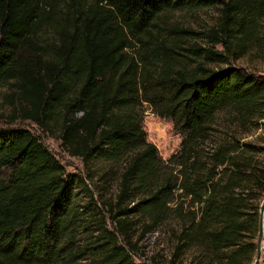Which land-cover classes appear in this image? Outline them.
<instances>
[{
  "label": "trees",
  "instance_id": "16d2710c",
  "mask_svg": "<svg viewBox=\"0 0 264 264\" xmlns=\"http://www.w3.org/2000/svg\"><path fill=\"white\" fill-rule=\"evenodd\" d=\"M211 6L205 32L162 25ZM247 54H264V0H0L10 120L56 131L85 168L109 163L97 182L86 174L107 217L91 193L82 212L76 175L29 129L0 127V264H162L134 255L170 220L168 264L195 245L206 263L250 264L264 145L245 138L264 122V73L236 65ZM144 103L182 135L167 160L146 139Z\"/></svg>",
  "mask_w": 264,
  "mask_h": 264
},
{
  "label": "rangeland",
  "instance_id": "374dc122",
  "mask_svg": "<svg viewBox=\"0 0 264 264\" xmlns=\"http://www.w3.org/2000/svg\"><path fill=\"white\" fill-rule=\"evenodd\" d=\"M219 8L220 6H211L193 10L173 11L165 15L162 19L164 21L162 25L165 26L167 32L176 29H189L196 32H205L217 22ZM38 35V40L43 45L52 40V35L47 28H42L38 32ZM235 63L248 70L252 69L264 73V54L263 57L259 58L253 54H247L238 59ZM7 92V87L0 86V127H23L29 129L33 135L38 137L49 152L54 155L66 172L75 174L80 181L75 187V192L78 194L75 202L76 205L80 207L81 211H86L88 202H90L91 193L93 194L94 201H96L98 212L107 217L105 209L99 203L97 191L92 186L89 179L86 178V174L89 171V168L91 171L92 167V173H95V176L97 175V178L95 177L93 181L97 182L99 174L109 163L95 162L92 163L91 166L85 168L80 159L70 156L62 148L61 142L56 136V131H53L54 133L51 134L30 121H21L19 119L10 120L12 106L5 98ZM143 110L142 126L147 134L146 139L156 146L159 157L163 160H167L168 157L178 149L182 135L173 129L170 119L159 117L146 103L143 105ZM245 139L264 145V122L261 128L253 130ZM261 157H263V155H261ZM119 168L120 167L117 163H114L112 166V171L109 174L111 185V187L108 188L109 194H112L116 190ZM101 184L102 183L99 182L98 187H101ZM173 224H175V222L170 220L159 226L157 229L145 233L144 236L137 241L139 255L135 254L134 259L136 261H142L144 258L148 259L155 257L156 260L162 264H168L173 247V235L170 230V226ZM202 252L203 249L195 245L182 253L176 264H209L208 262L206 263V259L209 256L205 257ZM255 259L256 251L253 254L252 262L250 264H253ZM210 264L218 263L212 262ZM258 264H264V246L261 250Z\"/></svg>",
  "mask_w": 264,
  "mask_h": 264
},
{
  "label": "water",
  "instance_id": "95a60500",
  "mask_svg": "<svg viewBox=\"0 0 264 264\" xmlns=\"http://www.w3.org/2000/svg\"><path fill=\"white\" fill-rule=\"evenodd\" d=\"M258 233L256 238V259L253 264H258L261 250L263 249V235H264V196L261 199L258 210Z\"/></svg>",
  "mask_w": 264,
  "mask_h": 264
},
{
  "label": "crops",
  "instance_id": "0c3cea01",
  "mask_svg": "<svg viewBox=\"0 0 264 264\" xmlns=\"http://www.w3.org/2000/svg\"><path fill=\"white\" fill-rule=\"evenodd\" d=\"M262 244H263V246H264V242H263Z\"/></svg>",
  "mask_w": 264,
  "mask_h": 264
}]
</instances>
